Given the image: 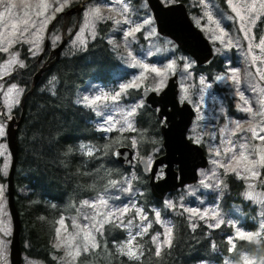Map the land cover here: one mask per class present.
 Listing matches in <instances>:
<instances>
[{
  "label": "trees",
  "instance_id": "16d2710c",
  "mask_svg": "<svg viewBox=\"0 0 264 264\" xmlns=\"http://www.w3.org/2000/svg\"><path fill=\"white\" fill-rule=\"evenodd\" d=\"M129 1L132 5L138 4V0ZM77 2L71 5L81 0ZM77 21V17L71 21L70 28L76 26ZM64 23L60 13L52 31H63ZM110 29V22L101 23L98 36L84 49L71 54L62 52L61 57L42 72L32 90L35 75L45 63L44 60L50 63L54 56L49 58L50 47L38 62L40 55L33 56L27 51L26 45H17L25 67L17 66L8 75V83L21 85L25 89L24 95L27 94L25 115L17 133L19 153L14 179L15 203L22 222V246L27 256L47 264H59L54 256L57 253L54 247L55 228L58 227L56 222L63 216L75 214L82 201L106 192L111 187L110 180H122L134 170L137 174L133 185L141 190L138 194L140 204L146 210L150 209L151 204L163 205V200L152 195L149 176L144 173L140 162L137 160L134 167L130 168L120 164L114 156L117 148L132 147V138L137 141V147L132 148L139 157L158 156L164 152L162 120L156 109L143 104L136 113L135 131L113 130L105 135L94 122L95 112L76 102L78 91L88 81L104 84L114 81L115 71L121 61L107 40ZM3 58L0 52V62ZM221 71L223 65L218 57L209 66H195V73H205L208 79H214ZM52 77H55V81L50 85ZM50 88L54 89L55 95ZM130 92H133L134 98L141 97L140 89H131ZM226 96L230 105L228 112L240 117L229 96ZM21 113L20 105L15 110L16 118ZM191 137L195 139L193 135ZM201 144L208 151L203 141ZM81 145L99 151L87 156L83 154L85 150L81 149ZM104 145H108V148H104ZM260 173V179L264 180V168H261ZM223 175L227 188L219 201L221 210L228 212L235 206L243 207L246 216L243 224L247 229L256 230L257 225L251 220L250 203L241 195L245 187L243 180L234 174ZM177 192L170 193L169 197L175 196ZM172 219L171 248L164 246L159 257L155 254L156 245L152 240L154 228L146 235L136 237V242L142 246V254L139 259H130L117 251V244L128 238L127 228L109 224L105 225L104 235L98 236L100 247L89 254L81 253L76 264L222 263L225 258L240 261L243 252L264 261V240L236 239L235 247L231 252L228 251L232 247L228 241L234 228L227 221L220 227H208L209 224L201 220L192 229L189 226L192 221L183 212L177 211Z\"/></svg>",
  "mask_w": 264,
  "mask_h": 264
},
{
  "label": "rangeland",
  "instance_id": "374dc122",
  "mask_svg": "<svg viewBox=\"0 0 264 264\" xmlns=\"http://www.w3.org/2000/svg\"><path fill=\"white\" fill-rule=\"evenodd\" d=\"M80 1V0H70V3L64 7V9L60 12L65 20L64 12L71 6L72 2ZM17 7L14 9L17 17L23 14L24 9L20 4V0H14ZM30 5L37 3V0H27ZM50 2L55 3V0H50ZM62 2V0H60ZM77 2V3H78ZM127 4L128 11L127 13L123 12L122 5ZM99 6L101 15L104 17L101 20L95 22L94 25L89 26V18L85 16V12L91 7ZM111 9V10H110ZM3 8L0 6V11ZM60 13L55 14V19L58 18ZM51 14V13H48ZM77 16L76 13L70 14L68 18V33L72 32L75 28V25L71 27V21H75ZM74 16V17H73ZM73 17V20H72ZM108 17H112V19H108ZM127 17L129 23H123V19ZM36 18V17H33ZM145 19H150L151 23L149 25H143L142 21ZM53 20H51L46 28L43 31V39L40 41L39 50L37 55L39 56L45 45L47 30ZM79 21L76 25L73 35L70 37L66 49L63 51V54H71L74 51H79L84 49L87 44L96 38L99 34V26L101 23H111V29L107 35V40H111L112 49L118 55L121 64L114 74V81L111 83H99L88 81L87 84L81 88L77 93V101H82L84 96H88L89 98L100 95L101 97L108 96V99H101L100 101H96L94 108H90L95 112L94 122L99 130L108 127L109 125L105 124V121L109 116H111L112 123L115 124V128L119 129L122 126L124 130H128L125 121L127 120L135 127V117L136 113L139 109L137 105L142 106L145 104L143 97H132L133 92L130 90H139L140 91L149 87L157 92H160L164 89L168 83V80L173 75L177 74L179 79V87H180V96L185 99L186 97H191L189 90L194 88L196 81V85L200 87L201 93L197 95V105L196 109H204L206 106L204 105V97L208 98V100H212L213 102V112L206 113L202 109L196 114L194 117L193 123L188 131V136L191 137L193 135L195 139H198L201 144L203 141L207 145L208 153H209V165L206 168L199 170V180L194 184L186 185L184 188H181L175 196H166L163 199V205H155L151 204L150 209L146 210L139 202L138 194L141 192L140 188H137L133 185V181L136 178V172L133 170L130 175L126 176L124 179L117 181L116 186H111L106 192L100 194L96 198L86 199L88 201L97 200L100 196H103L108 200V208H119L123 205H130L134 203L137 208L142 209V215L146 216V220L141 219L135 215L134 210H130L124 217L120 218L124 221L122 227H126L128 230V238L121 243L117 244V248L122 246L125 241L130 238L135 237L133 241V248H137L138 254L142 252L141 244L136 242L137 232L141 231V228L144 225H148V229L146 232H141V235H146L150 232L151 228H154L153 236H157V243H161L163 241L164 235L166 233V229L171 227L173 229V219L172 215L177 211L178 213L183 212L185 216H189L192 223L197 224L199 221H204L207 224H215L217 221L211 219V215L213 212L218 214V218L227 223L231 222V225L234 228V233L229 237L232 238L233 244L237 239V232L242 230L246 232L259 233L258 236H254L253 241L260 242L264 240V229L260 228V225L264 224V189L262 188V184L264 182L263 179H245L242 174L241 177H237L235 173H233L230 168L235 164L233 161L232 165H229V170L226 171L225 168L220 167V164H228V161L231 159L233 155L239 156L240 145H247L248 149H252L253 152L249 156L250 159H255V150H259L264 148V141H260L258 139H254L251 136V133L246 130L250 126V122L252 124H258L264 126V120L261 119L259 115H256L253 119V114L246 113L242 111V108L251 106L253 109V113H259L262 110V104H264V85L259 83L252 72V69L249 64V58L247 51L243 50L240 54V59L228 60L224 65V70L218 72L214 79L220 84L225 86L228 90H225V98L229 96V100L232 102L234 109L236 110V115L230 114L228 112V99L217 98L216 95L211 97L208 95L210 90V84L207 83V77L200 73H195L196 63L194 59H190L186 56L187 53H182L179 51L176 46L173 44L169 38L158 34L156 29L155 21L152 17L151 12L144 4H139L138 6L132 5L129 0H88L84 3ZM116 21H120V23H116ZM5 22H0V29L7 31L8 29L4 28ZM70 24V26H69ZM136 24H141V30L136 32L134 36H129L127 38L124 37V31L128 28L133 27ZM55 25V23H54ZM52 27V30L54 28ZM83 29V31H82ZM215 34L212 36H208L210 41L215 46L214 50L217 53L228 54L230 53L229 49H225L224 45L221 44L220 40H213L214 36H218L219 28L215 30ZM151 33V34H150ZM27 35V34H25ZM58 37L55 44L52 43L53 38ZM62 39V31L55 30L50 33V41H51V49L55 48ZM83 39L84 44L80 45L79 40ZM73 41H77L74 45ZM22 47L26 45L28 48L32 47L31 44H23L17 43L9 49V52H1L4 55L3 60L0 62V124L4 126L6 129V134L4 137H0V145H3V148H0V264H11L10 259V244L13 233V221L9 210L8 198H7V181L5 177H7L12 155L7 143V125L8 120L11 119L13 115H15V110L21 105V100L24 95V87L17 83H8L9 78L8 75L12 73L17 65H12L10 68L5 64V61L9 60L10 54L12 52H16L18 54V59H21L20 51L17 47ZM234 45H236L234 43ZM238 47V46H235ZM220 49V51H217ZM131 53V55H129ZM246 54V55H244ZM237 58V57H236ZM243 59L247 60V64L241 65L240 61ZM173 62V68L167 69L166 65L169 62ZM44 62H49L44 60ZM136 62L140 64H148V65H156L157 68L161 69L164 75L158 76L156 73L149 71H145L142 67L132 65ZM188 63L190 66L185 69L184 64ZM244 67L246 69V76H244ZM238 69L239 71L236 73H232L231 69ZM143 73V76H141ZM42 75V74H41ZM235 75L239 83H236L233 80H229V76ZM222 76L223 80H217L216 77ZM53 78V77H52ZM51 78V80H52ZM135 79V83L138 85L136 88H128L125 91L121 92L120 85L128 83ZM203 80V83H202ZM12 84L17 86V90L13 92H9V88ZM207 91V92H206ZM237 91L243 93L245 100L248 101V104L245 105L242 100L236 95ZM116 92H121L120 96L116 100H112L110 97L112 94ZM18 101V103L16 102ZM78 103V102H77ZM219 106L217 107V104ZM229 103V102H228ZM84 106L83 103H78ZM86 107V106H85ZM136 107L137 110L132 116H128V112ZM230 107V105H229ZM88 108V107H87ZM97 111L101 113V115H97ZM10 114V116H9ZM239 122L240 129L236 128V123ZM102 131V130H101ZM105 135H108L110 132H105ZM235 133V134H233ZM260 135H264V133H260ZM231 141L232 144L235 145V148L231 152H225V149L231 147L229 144ZM220 151V155H215L216 151ZM247 154V152H246ZM155 155H151L147 157L149 165L151 166ZM136 162L139 161L140 157L135 154ZM213 161H218L219 163H213ZM134 167V166H133ZM261 168H257V171L260 172ZM163 172L161 168L159 172ZM158 172V173H159ZM223 174H234L238 179L243 180L244 189L242 191V197L250 203L251 212V220H253L257 228L252 231L247 229L244 221H245V213L244 209L241 206H235L231 211L224 212L221 210L219 201L223 195L224 190H226L227 185L224 180L225 176ZM164 176V175H163ZM130 181L131 183H127ZM201 181L204 183L202 184ZM217 181L220 182V186L217 187ZM253 185L252 188H249V185ZM205 185H209L205 187ZM131 188V191L125 192L124 188ZM252 192L253 196L249 197L246 195L247 193ZM166 201H171L175 206L169 207L166 205ZM183 205V208H196L199 209L200 212L192 216L190 213H187L180 206ZM208 210V215L201 219V215L204 210ZM104 212L106 209L97 204L95 210L92 208H88L87 206L79 207V210L72 215L63 216L64 224L58 225L61 227V236H66L71 233H75L77 229L73 228V221L75 220L76 224L81 228L85 224H91L93 221L91 217H93L94 212ZM160 213V223H157L155 213ZM88 216L89 219H85L84 217ZM99 219V217H97ZM131 220L132 223L128 224V221ZM119 221H117L118 223ZM230 224V223H229ZM245 226V227H244ZM67 229V231H65ZM95 234V233H94ZM140 236V235H139ZM152 236V237H153ZM172 239V237H171ZM56 241V238H55ZM55 244V242H54ZM164 246L162 245L161 249ZM57 253L54 255L58 260L59 264H68V258L65 255V249H56ZM141 255V254H140ZM139 255V256H140ZM78 260V258H77ZM203 264H264L263 259L250 255L247 252L242 253V257L240 261H234L230 258H225L222 263H217L213 261H202ZM23 264H47L44 261L32 258L24 254L23 256Z\"/></svg>",
  "mask_w": 264,
  "mask_h": 264
},
{
  "label": "snow or ice",
  "instance_id": "6c2138e0",
  "mask_svg": "<svg viewBox=\"0 0 264 264\" xmlns=\"http://www.w3.org/2000/svg\"><path fill=\"white\" fill-rule=\"evenodd\" d=\"M167 2H170V0H167ZM70 3V0H55V3L50 2V0H37V3L30 5L27 0H20V4L22 5V8L24 9L23 14L19 17H17L16 12L14 9L17 7L14 0H0V6H2L3 10L0 11V22H5L4 28L8 29L7 31L0 29V52H9V49L12 48L13 45L17 43H23V44H31L32 47H29L27 51L35 56L38 53L39 50V44L40 41L43 39V31L46 28L47 24L55 19V14L60 13L65 6H67ZM201 5L204 4V0H200ZM229 5L232 7V11H234L237 15V18L239 22L241 23L242 27L240 28V31L244 33L245 40H251L255 39L254 34L250 35L251 28L248 27V25H254L256 22V16L254 13L257 11L255 3L249 5L245 4V15H240L239 8L235 5L231 4V0H229ZM123 12L127 13L128 6L127 4L122 5ZM260 8L264 10V0H260ZM111 10V9H110ZM51 13V14H48ZM206 15H208L206 13ZM85 16L89 18V26H92L95 24L96 21L103 19L104 17L101 15V11L99 6H94L88 9L85 12ZM36 17V18H33ZM108 19H112V17H108ZM208 20L216 23L217 27L219 28L218 22L214 21L211 15H208ZM116 23H120V21H116ZM123 23L128 24L129 21L127 17L123 19ZM151 23L150 19H145L142 21L143 25H149ZM197 24H199V20H197ZM142 25L136 24L131 28H128L124 31V37L127 38L129 36H134L136 32H139L141 30ZM83 31V29H82ZM219 35L214 36L213 40H220L221 44L224 45L225 49H231L232 47L236 46L234 45L233 40L229 37L228 33L224 31L223 28H219ZM27 34V35H25ZM151 34V33H150ZM58 37L53 38L52 43L55 44ZM77 41H73V44L75 45ZM109 43H112L111 40H109ZM79 44L83 45L84 40H79ZM257 48H259L261 53H264V36H261L259 39V44L256 45ZM252 45H249V53H251ZM217 51H220V49H217ZM131 55V53H129ZM10 59L5 61V64L10 68L12 65H17L20 68L25 67V63L23 60L18 59V54L16 52H12L10 54ZM259 59L257 56H253V61ZM264 63V61H262ZM133 67L140 66L145 71H151L156 73L158 76L164 75V73L161 71V69L157 68L156 65H148V64H140L139 62H136L132 65ZM190 65L188 63L184 64L185 69H187ZM167 69L173 68V62H169L166 65ZM238 69H231L232 73L238 72ZM258 74L261 75V78L264 79V70L257 69ZM141 76H143V73H141ZM217 80H223L224 77L218 76L216 77ZM229 80H233L236 83H239L238 78L233 75L228 77ZM55 81V77L52 78L51 81H49V84H53ZM203 83V80H202ZM138 85L135 83V79L132 81H129L128 83L121 84L120 89L121 92L125 91L128 88H136ZM14 90H17V86L15 84H12L9 88V92H13ZM50 91H52V94L55 95L54 89L50 88ZM121 92H116L111 95L112 100H116ZM236 95L239 97L240 100L244 102L245 105L248 104V101L245 100L243 93L237 91ZM109 97L106 95L104 97H101L100 95L93 96L89 98L88 96H84L82 101H77L78 103H83L84 106L88 108H94L95 102L100 101L101 99H108ZM18 103V101H16ZM137 107H140V105H137ZM137 108L134 107L128 112V116H132L136 112ZM242 111L246 113L253 114V119L256 115H259L262 120H264V104H262V110L259 113H253V109L251 106L242 108ZM97 115H101L99 111L96 113ZM10 116V114H9ZM112 117L109 116L107 120L105 121V124L109 125L108 127H105L101 129L105 132H111L113 130L117 131H124V127L122 126L119 129L115 128V124L112 123ZM125 124L127 125V128L131 131H135L133 128V125L125 121ZM236 128L240 129L239 122L236 123ZM242 131H248L251 133L252 138L258 139L260 141H264V135H260V133H264V126L258 125V124H252L250 122V126L246 130ZM6 134V129L2 124H0V137H4ZM235 134V133H233ZM190 140H192L193 143H199L200 141L198 139H192V137H189ZM229 144L231 147L225 149V152H231L234 150L235 145L229 141ZM81 149H84V145L80 146ZM132 147H137V141L135 138H132ZM0 148H3V145H0ZM104 148H108V145H104ZM95 151H99V149H93L88 148L87 151H85L83 154L87 156H93ZM247 152V154H246ZM253 150L248 149L247 145L241 144L240 145V151L239 156L233 155L231 159L228 161V164H220V167L225 168L226 171L229 170V165L233 164V161H235V164L230 168V170L236 174L237 177H241L242 174L244 175L245 179H257L261 176V173L257 171V168H264V148H261L259 150H255V159H250L249 156L252 154ZM221 153L219 150L216 151L215 155L219 156ZM2 155V153H0ZM213 163H219L218 161H213ZM157 178L162 179L163 178V172H159L156 174ZM116 180H110L109 184L111 186L117 185ZM127 183H131L128 181ZM203 184L204 182L201 181ZM209 185H205V187H208ZM220 186V182L217 181V187ZM253 185H249V188H252ZM123 191L128 192L131 191V188H124ZM249 197H252V192L247 193ZM167 206L174 207L175 205L171 201L165 202ZM82 206H87L88 208H92L95 210L96 205H102L106 211L99 212L95 211L93 217H91V220L93 221L90 225L85 224L82 228L76 224L75 220L73 221V228L77 229L75 233L68 234L66 236H61V227L58 226L55 228V234H56V241L54 244V247L56 249H65V255L68 258V264H76L77 258L81 256V253L89 254L90 252H94L100 247V243L98 240V236L104 235V228L105 225L109 224H115L116 226H123L124 221L120 218L124 217L130 210L135 211V215L137 217H140L141 219L146 220V216L142 215V209H139L136 207L134 203H131L130 205H123L119 208H108V200L105 199L103 196H100L97 200L93 201H82ZM183 208V205L180 206ZM183 210L187 213H190L192 216L197 215L200 210L196 208H183ZM208 215V210L205 209L203 214L201 215V219H203L205 216ZM156 221L157 223H160V213L156 212ZM99 217V219H97ZM86 220L89 219L88 216L84 217ZM211 219L216 220L217 222L213 224L207 225L208 227H220L224 221L220 220L218 218V214L216 212H213L211 215ZM117 221H119L117 223ZM58 225L64 224V219L61 217L57 222ZM132 221L129 220L128 224H131ZM231 224V222H229ZM192 229H195L197 225L195 223H190L189 225ZM261 229H264V224L260 225ZM148 229V225H144L141 228L140 232H137L136 235H141V232H146ZM67 231V229H65ZM95 233V234H94ZM172 234L173 230L171 227H168L166 229V233L164 235L162 244L157 243L155 246V254L157 257L160 256L161 253V247L166 246L168 248H171L172 245ZM259 233H253V232H246V231H238L237 232V239L240 240H246V241H252L254 236H258ZM135 237L128 239L124 242V244L117 248V251L121 253L122 255L127 256L130 259H139V255L137 252V248H139V245L136 246V248H133V241ZM153 242L155 243L157 240V236L154 235L152 237ZM229 244L232 245V247L228 248V251L231 252L235 245L233 244V240L231 237H229ZM214 247V246H213ZM200 264H203L201 261Z\"/></svg>",
  "mask_w": 264,
  "mask_h": 264
},
{
  "label": "water",
  "instance_id": "95a60500",
  "mask_svg": "<svg viewBox=\"0 0 264 264\" xmlns=\"http://www.w3.org/2000/svg\"><path fill=\"white\" fill-rule=\"evenodd\" d=\"M87 1L83 0L78 5L72 6L64 12L65 24L62 40L51 50L54 58L50 63L46 62L38 70L31 90L42 72L61 57L63 49L74 33L73 31V33L67 34L68 18L72 13H76L79 18L82 7ZM150 5L155 12L158 30L162 35L173 39L182 51L195 59L197 66L203 67L213 62L215 54L209 39L193 24L185 10L183 14L178 13L175 11L176 6L166 7L160 0H150ZM55 22L56 19L51 22L47 30L45 46L38 58V62L41 61L45 52L50 47V32ZM253 51L255 54H258L257 51ZM257 64L261 69L262 62L258 61ZM141 94L146 106L154 109L158 108V117L164 121L161 126L164 152L154 158L151 166L146 157L142 156L139 160L144 173L149 176V186L152 195L158 200H163L168 194L186 185L196 183L199 180V170L209 165V157L203 145L193 143L188 137V130L193 123L195 110L189 102H180L177 74L169 78L166 87L160 92L145 87L141 90ZM26 96L27 94L21 100L22 113L20 117L16 118V116H13L9 120L7 127V142L12 155L7 176L8 205L13 221L10 249L11 264H23L22 222L15 203L16 187L14 179L19 153L17 133L25 115ZM114 156L120 164L126 167L131 168L135 163V150L131 146L117 148ZM160 168H163L164 171L162 179L157 178L156 175Z\"/></svg>",
  "mask_w": 264,
  "mask_h": 264
},
{
  "label": "flooded vegetation",
  "instance_id": "af4514ba",
  "mask_svg": "<svg viewBox=\"0 0 264 264\" xmlns=\"http://www.w3.org/2000/svg\"><path fill=\"white\" fill-rule=\"evenodd\" d=\"M162 2V4L164 6H176L175 11L178 13L183 14L184 10L186 12V14L190 17V20L193 22V24L203 32V34L209 39L208 36H212L213 34H215V30L218 28L216 23H213L211 21L208 20V15H211L213 20L218 22L219 24V28H223L225 32L228 33L229 37L233 40V42L236 44V46L238 47H232L229 51L230 53L228 54H223V53H217L214 48L215 46L213 45V43L210 41L212 47H213V51L215 54V59L218 57V59L221 61V64L223 65V70H224V65L228 60H234V59H240V54L243 50L247 51L248 58H249V64L248 66H250V68L252 69V72L254 73V76L256 77L257 81L259 83H261L262 85H264V80L261 78V75L258 74L257 69L260 67L258 66L257 62L258 61H264V53H261L259 48L256 47V45L259 44V39L261 36H264V10H262L260 8V0H231V4L235 5L239 8L240 11V15H245V9H244V5L245 4H253L255 3L256 5V9L257 11L254 13V15L256 16V22L254 25H248L249 28H251V32L250 35L255 36V39H251V40H245L244 38V33L240 31V28L242 27L241 23L239 22L237 15L234 11H232V7H230L229 5V0H204V4L201 5L200 0H170V2H167V0H160ZM139 4H145L146 7L149 9V11L152 14V17L155 21L156 24V29L159 33L158 30V24H157V20L155 17V12L152 9L151 5H150V0H138V4L136 6H138ZM206 13L208 15H206ZM197 20H199V24H197ZM162 35V34H161ZM164 36V35H163ZM166 38H169L171 41H173L170 37L165 36ZM173 44L176 46V51L177 49L179 51H182L177 45L176 43L173 41ZM249 45H252L251 48V53H249ZM257 51L258 54H255L254 51ZM182 53H185L182 51ZM52 55L49 56V58ZM187 57H189L190 59H193L192 56H190L189 54H186ZM253 56H257L259 57V59L253 61ZM237 57V58H236ZM214 59V60H215ZM195 61V60H194ZM240 64L244 66V64H247V60L243 59L240 61ZM262 70H264V63H262ZM244 76H246V69L244 67ZM195 71V70H194ZM202 75H205V73H200ZM206 76V75H205ZM196 81L194 82L195 86L194 88L189 90V93L191 95V97H186L185 99H183L180 94H179V100L181 103L183 102H189L195 109V116L196 114H198L200 110H197L195 107L197 105V95L201 93L200 91V87H198L196 85ZM207 83L210 84V90L208 92V95H210L211 97H213V95H216L217 98H222V99H226L225 98V90H227L225 88V86L220 85L215 79H207ZM228 91V90H227ZM207 92V91H206ZM179 93H180V87H179ZM227 100V99H226ZM204 105L206 106V108H204V112L206 113H212L213 112V102L212 100H206V98L204 97ZM220 103L217 104V107L219 106ZM228 104V109H230L229 107V103ZM158 110V109H157ZM156 110V111H157ZM163 124V122H162ZM162 126V125H161Z\"/></svg>",
  "mask_w": 264,
  "mask_h": 264
},
{
  "label": "bare ground",
  "instance_id": "6f19581e",
  "mask_svg": "<svg viewBox=\"0 0 264 264\" xmlns=\"http://www.w3.org/2000/svg\"><path fill=\"white\" fill-rule=\"evenodd\" d=\"M114 80V79H113ZM146 105V104H145Z\"/></svg>",
  "mask_w": 264,
  "mask_h": 264
}]
</instances>
